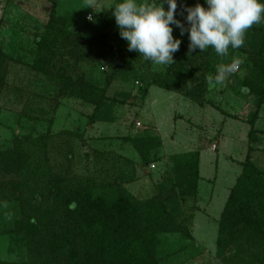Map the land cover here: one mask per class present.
<instances>
[{
  "label": "rangeland",
  "instance_id": "374dc122",
  "mask_svg": "<svg viewBox=\"0 0 264 264\" xmlns=\"http://www.w3.org/2000/svg\"><path fill=\"white\" fill-rule=\"evenodd\" d=\"M52 2L0 0L3 21L0 49L9 57L5 83L0 91V150L10 147L16 137L29 135L36 140L42 135L48 136L51 138L52 164L56 161L55 164L66 166L65 152L71 149L74 157L68 178L72 184L90 183L95 194H100L106 185H117L139 201L158 194L157 185L170 176V156L198 153L197 193L187 197L182 207V216H192L190 222H185L189 237L183 232L160 234L155 255L159 264H223L217 254L216 237L229 190L247 159L264 170V106L259 109L254 125L256 140L252 142L248 137L249 125L227 116H245L254 106L252 96L240 98L236 94L238 88H233L237 85L234 78L245 75L241 66L244 56L231 48L227 57L207 56L215 69L234 58L241 63L222 84H209L208 77L212 72L208 71L201 75L193 89L188 88L182 93L152 85L141 99L137 93L139 84L115 80L106 90L105 97L112 99L117 93H129L130 98L125 104L113 107L111 121L91 124L89 117L94 111L91 105L75 97L58 96L55 82L33 70L34 40L44 32L53 9L57 16L71 17L75 21V32L90 34L112 47L107 49L100 63L82 60L69 62V68L68 65L60 68L65 69L73 80L84 77L85 81L99 82L103 73L128 51L112 16L118 0ZM197 3L206 7L204 0H180L176 18L182 20L179 13L183 7ZM173 36H178V30L174 29ZM179 38L187 39V35ZM67 59L65 56L64 60ZM166 67L150 62L148 70H143L146 81L161 78ZM202 82L206 84L202 85ZM200 99L205 102L203 106L198 103ZM207 101L214 106L208 105ZM146 136L161 142L155 152L148 153V166L142 163V156L129 141ZM5 177L0 178V264L38 262V257L25 245L28 239H21L14 230V221L27 208L17 199L20 192L12 190L11 181L20 178L32 190L38 183L34 176L24 172Z\"/></svg>",
  "mask_w": 264,
  "mask_h": 264
},
{
  "label": "trees",
  "instance_id": "16d2710c",
  "mask_svg": "<svg viewBox=\"0 0 264 264\" xmlns=\"http://www.w3.org/2000/svg\"><path fill=\"white\" fill-rule=\"evenodd\" d=\"M153 1L159 3V0ZM164 8L167 10L166 3ZM2 24L0 18V28ZM74 27L71 17L57 16L53 9L44 32L34 40L32 68L55 82L58 96L75 97L91 105L94 108L89 117L91 124L111 121L113 107L125 104L130 98L129 93H117L112 99L105 97L115 80L139 84L137 93L143 99L152 85L182 93L193 89L201 75L208 71L212 76L216 73L206 59L215 55L214 50L189 53L188 39L183 38L173 55L174 62L167 65L158 80L146 81L143 70H148L151 61L130 51L103 73L101 81L92 83L84 77L73 80L61 65L69 68V62L82 60L100 63L112 47L90 34L75 32ZM234 51L244 56L241 66L246 72L242 78H234L237 85L233 88H238L236 94L240 98L252 96L254 106L245 116H227L249 125L248 137L252 142L256 140L254 125L258 112L264 106V22L248 29L243 46ZM8 60L0 49V91L5 83ZM198 103L205 104L201 99ZM207 104L214 106L211 101ZM129 141L142 156L145 166L149 165L148 153L161 146L157 138L148 136ZM50 144L48 136L33 140L26 135L14 138L10 147L0 150V178L24 172L34 176L39 184L35 191L27 188L20 178L11 181L12 190L20 192L17 199L27 208L14 221V230L21 239H28L25 243L28 251L39 259L27 264H159L155 254L160 234L183 232L189 237L185 222H190L192 216H182V207L187 197L197 193L198 153L170 156V176L157 185L158 194L139 201L117 185H106L100 194H95L90 183L72 184L68 178L74 157L71 149L65 152L66 166H59L56 161L52 164ZM73 203L75 207L70 208ZM216 248L223 264H264V170L249 159L242 164L221 211Z\"/></svg>",
  "mask_w": 264,
  "mask_h": 264
},
{
  "label": "clouds",
  "instance_id": "9594fccd",
  "mask_svg": "<svg viewBox=\"0 0 264 264\" xmlns=\"http://www.w3.org/2000/svg\"><path fill=\"white\" fill-rule=\"evenodd\" d=\"M204 5L184 6L179 13L181 20L176 18L177 0H118L112 16L127 50L159 65L174 62L173 55L182 43L179 37L185 34L189 53L211 48L217 56L227 57L230 48L243 46L248 29L264 22V0H204ZM174 29L178 30L175 38ZM240 63L234 58L228 64H219L208 83L222 84ZM69 207L74 208L75 204Z\"/></svg>",
  "mask_w": 264,
  "mask_h": 264
}]
</instances>
